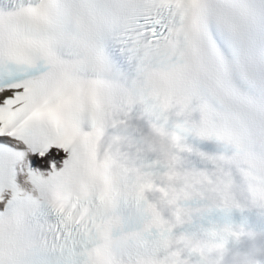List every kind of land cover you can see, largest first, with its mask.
<instances>
[{"label": "snow or ice", "instance_id": "snow-or-ice-1", "mask_svg": "<svg viewBox=\"0 0 264 264\" xmlns=\"http://www.w3.org/2000/svg\"><path fill=\"white\" fill-rule=\"evenodd\" d=\"M136 106L153 133L182 117L264 163V0H0V264H138L165 221L123 231L131 180L107 148Z\"/></svg>", "mask_w": 264, "mask_h": 264}, {"label": "clouds", "instance_id": "clouds-1", "mask_svg": "<svg viewBox=\"0 0 264 264\" xmlns=\"http://www.w3.org/2000/svg\"><path fill=\"white\" fill-rule=\"evenodd\" d=\"M108 127L113 130L107 148L114 166L131 180L130 216H143L144 224L151 225L155 211L165 221L163 230L152 225L147 238L139 242L138 264H264V236L250 232L248 239L242 240V230L231 224H210L199 228L198 235L173 234L174 228L191 223L194 217L213 210L227 214L241 207L235 195L240 189L226 168L238 173L248 205L264 209V163L236 133L224 132V139L219 142L230 147L231 153L219 155L223 157L219 168L210 160L215 171L209 175L180 168L179 153L185 149L174 132H140L135 141L138 146L130 153L126 134L130 123L110 116ZM149 156L153 157L150 162ZM142 185H151L144 187V193L155 205L154 210H148V201L136 200V192ZM194 200L200 201L198 207L189 206L188 202Z\"/></svg>", "mask_w": 264, "mask_h": 264}]
</instances>
